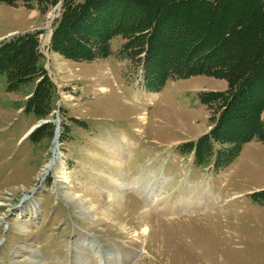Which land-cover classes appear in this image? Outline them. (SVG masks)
Wrapping results in <instances>:
<instances>
[{
    "label": "rangeland",
    "instance_id": "374dc122",
    "mask_svg": "<svg viewBox=\"0 0 264 264\" xmlns=\"http://www.w3.org/2000/svg\"><path fill=\"white\" fill-rule=\"evenodd\" d=\"M43 1L0 3V43L38 34L35 51L45 54L55 87L53 99L47 96L51 108L37 120L26 108L39 76L10 84L3 72L13 60H0V264H117L118 258L126 264H264V142L250 131L253 118L264 120V110L254 111V102L264 101L263 82L232 108L254 115L221 117L226 79L189 68L203 58H224L225 47L214 56L211 38L201 41L198 28L205 32L210 24L197 23L193 13L202 9L190 5L188 12L183 3L171 14L177 0H168L163 11L170 15L149 60L142 9L109 1L112 25L122 20L125 35L113 32L106 39L109 57L99 52L91 61L49 52L46 35L67 0ZM239 7L233 5L232 17ZM207 13L210 20L220 17ZM67 30L101 45L79 24ZM177 53L182 57L172 61ZM172 68L182 69L178 77ZM217 126L219 141L211 136ZM58 138L59 177L66 183H58L55 172L44 175ZM74 196L93 207V215L79 209Z\"/></svg>",
    "mask_w": 264,
    "mask_h": 264
},
{
    "label": "trees",
    "instance_id": "16d2710c",
    "mask_svg": "<svg viewBox=\"0 0 264 264\" xmlns=\"http://www.w3.org/2000/svg\"><path fill=\"white\" fill-rule=\"evenodd\" d=\"M22 0H0V3H5L9 5L16 4ZM29 1V0H23ZM42 5L43 0H39ZM109 1L114 0H67V3L63 6V12L58 20L53 33V38L51 40V49L53 51L69 56L78 58L79 60H93L99 57V52L102 55L110 54L106 48V39L109 36L122 33L124 28V22L119 18L117 26H113L114 8ZM123 1V3H133L138 5L142 9L141 20L143 22L142 26H145V32L147 34V40L149 42V47L144 50L143 54H146V58L150 60L153 57V44L158 37V29L163 24L169 15H166L163 11L168 4V0H116ZM187 4L188 10L193 9V7H198L201 15L197 13L194 14V20L198 23L203 20L208 21L210 24L205 32L199 27L198 30L201 32V41L205 44L210 42L211 47L210 55H219L222 47H225V52L223 53L224 58L220 61L204 62L207 59L203 58V62L197 66H192L189 68H195L192 71H198L195 74H212L222 79H226L229 89L220 96L228 97L227 106L224 107V111L221 115H225L226 120L238 119L240 121L248 120L252 115L249 113L240 115L239 112L234 111L232 108L239 106L237 102H247L243 101L245 97H249V91L252 92L255 85H259L263 82L264 87V0H177L174 6V11L169 7L168 11L171 14L178 13L177 8L182 7V4ZM239 3V11L237 16L232 17L233 5ZM178 4V5H177ZM191 5V6H190ZM181 9V8H180ZM205 9V10H204ZM190 10L188 12H190ZM217 11L220 13V17L216 20H210L207 16V11ZM198 12V11H196ZM223 14H222V13ZM188 14V13H187ZM189 15V14H188ZM231 15V16H229ZM119 17V16H118ZM189 22L191 18L189 17ZM79 24L82 26L86 35L93 34L101 38V45H95L93 40L85 42L86 39H82V35H74L72 32L68 31V27H72L74 24ZM207 23V24H208ZM188 24V29L190 28ZM203 27V25H201ZM88 27V28H87ZM139 27V25L137 26ZM173 32L177 33V37L181 34L173 30V26L169 25ZM88 29V30H87ZM136 32V31H135ZM112 34V35H111ZM209 34V35H207ZM213 34V36H212ZM38 34H27L25 36L13 38L12 40L0 43V60L3 62V58H8V60H13L10 63H6L7 67L3 73L7 75L10 79L9 83L13 84L15 79L26 80L32 79L33 75L37 73L39 79L37 81V90L32 96L30 102L27 106V111L34 112L37 120L43 117L42 109L47 105H51L48 97L52 100L53 91L55 89L53 82L48 78L47 72L44 68V55L35 51L36 49V37ZM125 35V34H124ZM213 40V41H212ZM72 43V44H71ZM226 45V46H225ZM33 47V48H32ZM98 48V52H94L93 48ZM15 53L17 59H14L9 55L10 52ZM123 51V50H122ZM193 55L190 54V58ZM209 56V55H208ZM68 57V58H69ZM178 53L173 57L172 61L178 62L181 58ZM205 59V60H204ZM1 69L4 67L2 64ZM181 68H172V77H178ZM9 86H12L10 85ZM215 93V92H213ZM204 102V100H203ZM255 103L254 111H258V108L264 110V101L261 103ZM50 107V106H49ZM51 108V107H50ZM246 110V106L243 107ZM49 112V110H46ZM257 113V112H255ZM260 116V115H259ZM221 117L219 119H221ZM255 125L253 123L250 131H252L251 136H256L259 140L264 142V120L258 118ZM220 126L215 127L211 136L214 140L219 141L217 135V130ZM229 135H226L228 137ZM201 141V140H200ZM200 141L196 143V147L200 149ZM232 150L236 153L239 152V147H233Z\"/></svg>",
    "mask_w": 264,
    "mask_h": 264
},
{
    "label": "bare ground",
    "instance_id": "6f19581e",
    "mask_svg": "<svg viewBox=\"0 0 264 264\" xmlns=\"http://www.w3.org/2000/svg\"><path fill=\"white\" fill-rule=\"evenodd\" d=\"M55 18V17H54ZM51 31V32H50ZM51 33H52V28H50V30H49V32H48V34L46 35V38H45V43L48 45L49 44V40H50V35H51ZM45 44V45H46ZM44 124V122L42 123V124H37V125H35L34 127H33V129L31 130V132H27V134H31V133H33L37 128H41V126ZM59 130H61V129H59ZM57 134H58V132L56 133V137H57ZM30 136V135H29ZM58 137H60V135H58ZM56 139V138H55ZM58 141H59V138L57 139V141H56V144L54 145V148H53V160H51V162H50V164L46 167V169H45V171H44V175H48V174H50V173H52V172H55V174H56V178H59V179H61L60 180V182H58V183H62L63 181L66 183V181L68 180L67 178H61V177H59L60 175L62 176L63 175V173H64V170H63V168H62V166H61V159H60V147H59V144H58ZM59 143H60V141H59ZM64 183V184H65ZM59 185V184H58ZM35 190H40V189H35ZM37 193H38V191L36 192V194L35 193H33L32 195L33 196H29V195H27L26 197H25V201H23V202H29V201H32L34 198H35V196L37 195ZM35 195V196H34ZM78 199H80L79 197L77 198V197H75L74 196V198L71 200L72 202H74V203H76V205L77 206H79L78 208L79 209H81L82 211L83 210H85V214L86 215H90V214H92V212H93V207H91V206H86L85 204H86V202H78ZM111 202H112V200H111ZM84 205V206H83ZM173 208H175V207H171V208H169L167 211L169 212V214H170V212H173V210L174 211H176L175 209H173ZM93 215V214H92ZM94 217V216H93ZM148 231V228H145V230H144V233L146 234V232ZM112 262V261H111ZM115 262H118L117 264H126V262H128V259L127 258H122V259H115ZM113 263V262H112Z\"/></svg>",
    "mask_w": 264,
    "mask_h": 264
},
{
    "label": "crops",
    "instance_id": "0c3cea01",
    "mask_svg": "<svg viewBox=\"0 0 264 264\" xmlns=\"http://www.w3.org/2000/svg\"><path fill=\"white\" fill-rule=\"evenodd\" d=\"M29 30V29H28ZM15 33H17V32H15ZM9 34H11V33H9Z\"/></svg>",
    "mask_w": 264,
    "mask_h": 264
}]
</instances>
